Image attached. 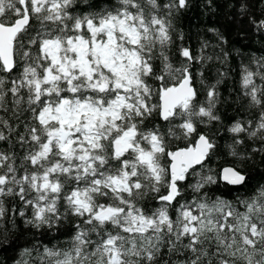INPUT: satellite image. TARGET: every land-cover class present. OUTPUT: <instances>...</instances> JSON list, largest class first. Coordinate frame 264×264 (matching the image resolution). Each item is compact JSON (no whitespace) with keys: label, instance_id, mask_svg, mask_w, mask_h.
I'll return each instance as SVG.
<instances>
[{"label":"snow or ice","instance_id":"6c2138e0","mask_svg":"<svg viewBox=\"0 0 264 264\" xmlns=\"http://www.w3.org/2000/svg\"><path fill=\"white\" fill-rule=\"evenodd\" d=\"M77 3L0 0V111H9L11 94L13 114H29L15 137L25 150L19 163L0 150V219L10 196L21 202L13 215L37 231L79 218L70 251L44 247L50 264H264V187L235 202L212 199L205 189L218 179L247 187L248 177L235 166L218 176L196 171L218 147V133L199 125L221 122L220 80L199 104L191 67L212 59L202 54L208 45L200 55L181 47L178 68L169 57L173 13L190 0H118L99 11L88 3L80 14ZM150 79L161 82L158 91ZM242 88L260 113L255 125L238 119L226 129L238 159L245 139L259 140L253 151L264 153V60L244 68ZM154 114L166 129L143 127ZM0 126L8 131L0 141H8L16 128L3 117ZM193 136L191 146L169 150L171 139ZM193 175L200 195L180 203L182 182ZM150 193L159 206L146 211L138 202ZM165 248L183 258L163 260Z\"/></svg>","mask_w":264,"mask_h":264},{"label":"trees","instance_id":"16d2710c","mask_svg":"<svg viewBox=\"0 0 264 264\" xmlns=\"http://www.w3.org/2000/svg\"><path fill=\"white\" fill-rule=\"evenodd\" d=\"M88 3L97 5L95 9H92L96 11L118 6V0H78L76 14L89 10ZM241 5L244 6L243 11ZM261 20H264V0H190L188 7L173 13V44L168 53L173 67H180L183 61L179 55L181 47H189L194 55H200L202 45L206 43L208 47L204 48L202 54L212 57L210 60L192 63L191 71L195 87L198 89L199 104H204L206 101L207 86L220 80L217 85L220 102L216 106V112L220 115L221 122L199 125L200 131L218 133L216 135L218 147L211 159L205 162V167L201 169L199 166L196 171L203 175L211 169L212 173L218 176L224 167L235 166L248 177L247 187H231L218 179L217 183L205 189L212 199L221 197L235 202L238 198L245 199L256 195L264 187V153L253 151L260 146V141L245 139V143L237 147V151L241 153V158L238 159L229 154L228 146L232 144V134L226 131L235 120H251L255 125L259 117L260 109L251 105L249 98L243 94L242 76L245 67L255 71L256 62L264 60V28L259 26ZM36 27L38 24L34 23L33 28ZM181 35L182 40L179 38ZM159 64V60H156L155 65L158 67ZM201 72L203 76L198 75ZM222 73L223 76H221ZM15 75H18V72L8 74L7 79L10 81L15 78ZM149 82L157 91L161 87L160 81L150 79ZM177 82L175 78L167 79L169 85ZM256 83H261L258 77ZM6 99L9 100V111H0V117L7 120L16 128V131L12 133L8 141H0V150L15 152L17 163H19V158L24 155L25 150L19 147L15 137L23 132L24 123L27 122L26 117L29 114L25 112L22 115H14L11 111V94ZM153 103H158L156 96L153 97ZM153 126L166 129L168 124L154 114L152 118L145 121L143 127L147 129ZM0 130L8 135L7 129L0 126ZM194 141V136L188 140L171 139L169 150L191 146ZM198 178L197 175H193L182 182L183 194L178 198L180 203H190L199 197L200 194L194 193L190 187ZM3 203L6 214L3 219H0V264H50L49 258L44 255L45 246L61 251L72 249L74 225L80 222L79 218L69 217L58 228L37 231L26 225L24 218L18 214L13 215V209L18 211L21 207L17 197H6ZM138 203L146 211L154 210L159 206V202L151 193ZM174 208L175 205L173 209H170L173 217L176 215ZM240 210L243 211V208L241 207ZM92 239H96L95 235ZM182 258L167 255L166 248L162 255L163 260L170 262ZM213 260L215 262V258Z\"/></svg>","mask_w":264,"mask_h":264},{"label":"water","instance_id":"95a60500","mask_svg":"<svg viewBox=\"0 0 264 264\" xmlns=\"http://www.w3.org/2000/svg\"><path fill=\"white\" fill-rule=\"evenodd\" d=\"M206 162V161H205ZM199 167V165L196 166V168ZM223 181V180H222ZM224 182V181H223ZM225 184H227L226 182H224ZM228 186H231V187H237V186H232V185H229L227 184Z\"/></svg>","mask_w":264,"mask_h":264},{"label":"bare ground","instance_id":"6f19581e","mask_svg":"<svg viewBox=\"0 0 264 264\" xmlns=\"http://www.w3.org/2000/svg\"><path fill=\"white\" fill-rule=\"evenodd\" d=\"M225 168V167H224Z\"/></svg>","mask_w":264,"mask_h":264}]
</instances>
